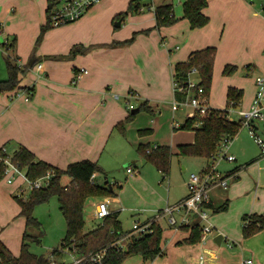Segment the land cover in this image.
Listing matches in <instances>:
<instances>
[{
    "label": "crops",
    "instance_id": "0c3cea01",
    "mask_svg": "<svg viewBox=\"0 0 264 264\" xmlns=\"http://www.w3.org/2000/svg\"><path fill=\"white\" fill-rule=\"evenodd\" d=\"M28 1L29 3H22L19 8L20 18L36 15L41 34L48 22L49 0ZM105 1L103 0L86 17L74 24L92 18L93 14L95 16L102 10ZM128 1L126 12L123 10L124 13L114 12L111 15V18L114 17L115 24L121 19L124 22L133 15L128 12L131 0ZM185 1L153 0L152 4L156 8L171 6L178 22L157 30L154 11L138 12L136 13V31L129 37H116L111 42H104L96 37L86 42L76 39L67 44L65 50L48 53L43 52L41 47L45 34L51 29L47 30L40 42L38 39L35 50L27 54L26 58L19 57V63L29 68L26 75L21 77V88L12 93H0V151L5 149L8 154L14 155L20 148H25L35 156L37 161L61 171H66L71 164L85 160L97 163L106 175L104 186L108 188L109 184L117 195L113 199L99 201L90 199L92 201L90 206L95 213L93 218L97 221L100 220L96 218V212L99 204L103 202H109V206H113L112 210H109L110 214H117L122 225V213L127 212L133 216H136V213H139L138 215L143 213L144 215L140 217L144 218L142 221L147 222L163 209L175 206L184 200L188 196L187 184L190 175L179 176L177 183L176 174L172 173L175 168L173 160L176 156L180 157L178 147L194 144L195 133H190L188 138L184 137L185 134H181L182 137H180L178 133L193 111L185 109L188 111L185 122L176 120V113L180 112L173 111L172 107L176 65L187 62L195 52L207 48L216 49L209 105L211 109L218 111L226 110L228 91L231 88L243 91L241 107L251 106L256 94L255 80L264 74V0H207L208 7L204 10V15L210 22L206 27L198 30H192L190 23L182 18ZM150 4L151 2L148 1L142 3L144 6ZM11 11L4 12V6L0 0V22L4 20L8 24ZM125 13H128L126 18L116 20L118 16ZM115 29L120 28L115 27ZM148 30L151 31L147 33ZM136 33L138 35L131 45L109 47L112 43L131 39ZM12 42H15V50L11 54L17 49V40ZM76 46L90 49L84 54L69 58L68 55ZM38 64L43 65L41 72H36ZM228 66L236 67L237 72L232 76H225L224 70ZM83 70L88 74L84 75ZM240 75H245L246 80L249 78L253 80V91L249 100L245 99V86L238 84ZM194 76L196 74L191 76L192 80ZM7 78L8 72L5 80ZM194 81L199 82V76ZM244 81L241 80V83ZM26 90H34L33 97L29 101L26 100ZM144 105L150 109L149 113L153 116L150 117V125L140 127L139 132L150 131L153 136L136 141V134H134L136 121L127 122V119L131 114H138L140 107ZM135 110L138 111L131 113ZM165 114L167 117L163 119ZM176 124L179 125L177 129ZM121 125L123 127H120ZM172 129L174 131L171 133V142H165L162 137L154 134L157 130L170 132ZM237 140L236 137L228 150V155L235 157V161L232 163L222 161L217 166V170L222 173L221 168L225 163H236V166L224 168L226 171L224 175L230 179L229 185L227 188L212 189L207 195L206 202L215 209L228 204L226 212L217 214L210 220L212 229L218 233V236H222V240L218 241L220 244L216 241L218 236L214 242L221 247L224 241H231V246L229 245L231 250L238 249L242 253V259L237 255L236 264H244L246 261L253 262L252 259L245 260L246 251L255 257L259 254L257 248L256 252L252 249L251 243L255 247L259 244L264 251V233L245 240L242 225L243 216L264 214L262 191L264 180H262L263 173L260 166L263 161L256 159L249 163L241 150L235 147ZM173 144H177V151L174 146L172 147ZM152 146L171 148L173 154L171 176L166 178L156 169L159 174L156 179L144 167L139 171L134 154L137 151L139 155L140 148ZM139 158L142 160L141 157ZM198 160L203 159L198 158ZM205 161L197 163L199 167L201 166L200 173L213 165L212 159ZM126 162L125 167L131 168L132 172L126 171L127 182L124 186L117 185L119 191L116 192V185L110 184L107 174L111 165H123ZM244 167L245 171L242 170L245 169ZM256 168H259V173L255 171ZM187 171V168L183 166L182 172L187 173ZM160 177L162 181L170 178L167 188L161 187L165 188L164 194L158 192L151 184ZM98 178L99 173L96 174L95 182ZM2 180H0V242L13 257L18 258L21 255L23 238L27 231L26 219L21 216V207L16 200L21 181L8 185L4 179ZM138 191L140 204L136 206ZM208 210L214 214L213 210ZM140 217L137 221L142 219ZM160 225L164 229L163 238H168L169 245L165 248L161 245L162 256L151 264H171L169 261L177 264L180 262L181 264H199L202 257L204 264H215L216 260L219 262L218 252L211 250L213 244L210 239L206 238L205 241L197 244V247L189 246L182 243L189 239L190 232L172 228L166 221H162ZM235 228L238 234L233 233ZM32 230L37 229H30L29 233ZM129 232L131 231H124V233ZM35 233L32 232V235ZM13 239H16V243ZM12 241L14 247L11 245ZM126 244L129 243L126 242ZM190 247H192L191 251L190 249L187 251L189 255L177 253ZM198 248L203 252L199 256H193ZM205 254L210 257H205ZM67 256L75 257L67 251L57 257L61 259V264L72 263L66 260ZM189 257L192 258L189 259ZM50 261L56 263L55 257H51ZM145 263L143 260V264Z\"/></svg>",
    "mask_w": 264,
    "mask_h": 264
},
{
    "label": "trees",
    "instance_id": "16d2710c",
    "mask_svg": "<svg viewBox=\"0 0 264 264\" xmlns=\"http://www.w3.org/2000/svg\"><path fill=\"white\" fill-rule=\"evenodd\" d=\"M54 0L48 1L47 25L42 29L41 37L51 27L49 26L50 10ZM140 4V3H139ZM139 4L131 1L129 13L136 14L139 10ZM208 7L207 0H186L183 4V20L190 23L192 30H198L206 27L210 20L204 15V10ZM128 13L122 14L116 20L126 18ZM156 27L159 30L163 27H170L178 22L171 6H161L156 8L155 12ZM151 30L146 31L147 33ZM138 34H134L131 39L124 42H115L109 47H124L131 45ZM108 47V46H107ZM90 49V48H89ZM89 49L82 46H76L68 55L74 58L78 54H84ZM15 50V42L8 44L5 62L8 72V78L0 81V93H12L20 89L21 77L26 75L29 68H20L19 58L14 57L11 52ZM216 57L215 48H207L205 50L193 53L187 62L179 63L175 67L174 81L181 85H186L192 71L195 69L199 76V87L204 90L205 95L209 98L213 74L214 63ZM237 72V68L228 66L224 70L225 76H232ZM29 100L32 99L34 90H26ZM184 96H180L183 99ZM243 99V91L231 88L228 91V106L224 111L211 110L206 113L193 112L187 121L181 126L180 130L195 133V142L192 145H184L178 147V155L180 157L199 158L207 161L216 155L223 140L233 141L243 129L242 122H235L229 118V108L240 107ZM150 112V109L144 105L140 107V111ZM136 114H131L127 122L133 120ZM120 127H123L122 125ZM149 131L141 134H149ZM147 151H150L147 153ZM1 153V152H0ZM140 157L147 163L156 168L164 177H168L171 173V160L173 157L170 147L140 148ZM13 162L19 165L21 170L26 171L27 178L36 181L53 171L54 177L48 188L34 191L28 195L26 199L16 197L20 207L21 216L26 219L27 231L24 234L21 255L18 258L12 254L0 242V256L8 264H57L46 259L45 257H37L29 252V244L37 241V237L30 235V229H41V225L34 218V210L38 205L48 203L53 198H57L60 210L66 222V236L63 241L62 250L55 251V255H59L65 251H69L77 258H84L91 254L99 253L103 250L106 255L102 264H124L126 260L135 256H141L145 262H153L162 256V241L164 229L160 224H155L151 228V233L134 237L129 242L126 249L114 246L122 237L129 233H124L122 225L118 220L117 214H110L89 232H85V207L90 199H107L116 198L115 192L106 186H99L96 182L91 183V177L94 174H104L97 163L85 160L71 164L66 171L56 169L46 163L37 161L35 156L25 148H20L13 155ZM239 171V170H238ZM69 178L68 185L63 184V180ZM3 179V166L0 165V180ZM206 209L214 211V214L226 212L228 204L215 209L207 202L204 204ZM243 238L250 239L260 233H264V214L245 215L242 218ZM182 231L190 232V237L182 244L197 245L203 241L201 228L198 224L194 227H183ZM41 234V233H40ZM39 242V241H37ZM80 264H95L89 260Z\"/></svg>",
    "mask_w": 264,
    "mask_h": 264
},
{
    "label": "rangeland",
    "instance_id": "374dc122",
    "mask_svg": "<svg viewBox=\"0 0 264 264\" xmlns=\"http://www.w3.org/2000/svg\"><path fill=\"white\" fill-rule=\"evenodd\" d=\"M1 1L4 6V12L12 10L11 13L9 12L10 17H11L10 22L8 24H6V21L4 20L0 22V26H1L0 81H3L7 77L6 62H5V56L7 55V51L4 45L7 43L11 44L12 41L16 39L17 49H16V52H14L12 55H14L16 58H19L20 56H22V58H26L27 54H30L33 50L37 48V41L41 37V34H40V25H39L40 23L36 15H29L28 17L20 18L21 10L19 12V8L21 7L22 3H29L28 0H1ZM128 2H129L128 0H106L105 3L102 5L104 6L102 10L99 11V13L95 14V16L93 14L92 18L85 19L79 24H72V25H69V26H66L60 29H54V30L51 29L49 32L45 34L43 44L41 45V47L43 48V52L49 53L53 51H63L67 47V44L72 42V40H76V39L86 42L87 40L93 39L96 37V39H101L104 42H111L116 37H120V38L129 37L132 34V32L136 31V14L129 16L122 23V27L120 29H115L114 27L115 23L113 22L114 17L111 18V15L114 12H118V14L123 12V10L124 12H126L128 9ZM197 77H198L197 75L194 76L193 77L194 80H197ZM240 79L244 81L247 78L245 77V75H240V77L238 78V84L240 86L242 84L245 86V89H246L245 99L249 100L252 94V91H253V85H252L253 80L249 78L248 80L241 83ZM242 110L243 111L250 110V105L247 108H243L241 107V105L240 107H237L234 109L229 108L230 119L235 122L240 121V117L238 114ZM187 114H188V111H185V110L176 113V120L182 123L185 122ZM151 116H153L151 113L142 110L138 114H136L135 117H133V120L136 121V131L134 132V134H136V141H138V139H146V138L153 136V133L150 131H149L150 132L149 134H141L142 132H146V130L139 132L140 127L150 125ZM165 117H167V114L163 116V119H165ZM257 124L260 130L259 135L262 139H264V132L262 131L263 125L262 123H257ZM166 128H168V126ZM173 131H174L173 129L170 132L157 130L154 134L156 136L162 137V139L165 140V142H171V133H173ZM178 133L180 137H182L181 134L183 135L185 134L184 137L188 138L189 134L192 132H186V131L181 130V131H178ZM237 139H238L237 140L238 142L235 147H237L238 150H241L242 155H244V157L247 158V160H249V163L256 159L263 161V163L260 166L262 168L261 173H263L262 180H264V158L261 156L262 151H261L260 146L251 137L249 129L247 127H243V129L237 136ZM232 142L230 143L231 147L233 145ZM173 146H174V149L177 151V144H173L172 147ZM151 148L153 149L154 146H152ZM9 155H11V153H9ZM134 156H136V165L139 168V171H141V168L144 167L147 171H149L157 179L159 174L156 168H154L150 164L145 163L143 159L141 160L139 158L140 156L138 155L137 151H136V154H134ZM199 161L203 163V161L205 160L204 159L198 160V158H190V157L189 158L188 157H178V156L174 157L173 165L175 166V168L173 169L174 172L172 173L176 174L177 183L179 182V179H180L179 176L181 175L184 177L186 176V174L187 175H191V174L199 175L200 168H201V166L199 167L197 165ZM226 163H230V162H226ZM226 163L225 164L223 163L224 165L221 168V170H223L224 172V173L222 172L223 175L226 172L224 171V168H230V166H236V163L235 164H226ZM125 164H127V162L124 163L123 165L122 164L121 165H116V164L111 165L110 164L111 165L110 171L107 174V177L109 178L110 184L116 185L115 186L116 192L119 191V188L117 187V185L121 184L122 186H124L127 182L125 173L129 169V167L126 168ZM183 166L187 168L188 170L187 173L182 172ZM242 170L245 171L246 168ZM255 171L259 173V168H256ZM23 172L26 173L25 170H23ZM250 175L252 176V174ZM168 179H166L165 181H162L160 177V179L158 178V180L152 181L151 184L154 186V188L158 192H161L164 194V191H165L164 189L167 188L169 184ZM69 181H70L69 178H65L63 180V184L68 185L67 183ZM105 182H106V175L99 174V178L97 179V182H96L97 185L104 186ZM162 186L165 188L162 189L161 188ZM23 187L24 189L28 190L27 184L24 185ZM262 191L264 193V188L262 189ZM138 194H139V191L136 192V206L140 204L138 202V199H139ZM96 200L99 201L100 199L98 198ZM91 203L92 201L89 200L85 207V213H84L85 222H86L85 232L91 231L93 227H95L99 223V221L93 218L95 213H94L93 208L90 206ZM109 208H110L109 210H112L113 206H109ZM222 213H219V214H222ZM138 214L136 213V216H133L127 212L122 213L121 221H122L123 230L125 232L132 231L135 221L136 223L137 222L144 223V221H142L144 218L140 217V216H143L144 214L143 213H140L142 215H138ZM209 214H210V220L211 218L214 219L217 216V214H213L211 211H209ZM33 215H34V218H36V220H38V222L40 223L41 229L39 230V232L37 230H32V232H36L35 235H32V232H30L31 233L30 235L37 237L38 238L37 241L39 242L37 241L30 242L29 252L32 255H35L37 257H45L46 259L55 257L56 263L61 264V259L58 258L57 255L54 254V252L58 250L59 251L62 250L63 241L66 236V222L60 210L58 199L53 198L48 203L38 205L35 208ZM139 217L142 219L137 221ZM200 223H203V222H200ZM233 233L238 234V230L235 228ZM217 236H218V233L215 230H213L212 233L207 236V238L210 239V241L213 244V249L211 250L218 252L217 256L219 257V262H217L216 260L215 264H236L237 255L242 259V253L238 249L231 250L229 246L231 244V241H227V242L224 241L221 247H218L214 242V239ZM167 239L168 238L166 237L163 238V241H162L163 248L169 245L167 242ZM13 240L16 243V239H13ZM251 244H252V249L255 250L256 252V248H257V250L259 251V254L256 255L255 257L250 252L246 251L245 260L252 259L254 264H264V251L261 249L259 244H257L256 247L253 243ZM11 245L13 247L15 246L13 241ZM189 249L191 251L192 247L187 248V250H184L183 252H177V253H186L187 255H189V253H187ZM173 252H175V250ZM202 252L203 251H200V248H198L197 253L193 256H199ZM205 257L209 258L210 255L208 256V254H205ZM191 258L192 257H189V259ZM165 259H167V257H165ZM170 259L172 260V255H170ZM66 260L68 262L73 261V259L70 256H67ZM151 263L152 262H146L145 264H151ZM169 263L177 264L176 262H171V261H169ZM181 263L182 262H180L179 264ZM124 264H143V260L141 256H135V257H132L126 260Z\"/></svg>",
    "mask_w": 264,
    "mask_h": 264
},
{
    "label": "built area",
    "instance_id": "2783aa9c",
    "mask_svg": "<svg viewBox=\"0 0 264 264\" xmlns=\"http://www.w3.org/2000/svg\"><path fill=\"white\" fill-rule=\"evenodd\" d=\"M103 0H54L53 6L50 10L49 26L51 29H58L64 26H68L79 22L83 19L91 10H93L98 4ZM134 4H139L138 12H145L147 10L156 12V7L152 4L153 0H131ZM151 2L148 6L142 5L144 2ZM1 33V26H0ZM9 43L5 44L4 47L7 51V46ZM179 49V48H177ZM19 67L23 66L18 63ZM43 70V65L38 64L36 67V72H41ZM84 75L88 74L87 71L83 70ZM197 75V71L194 69L190 75V78L186 85H181L174 81L173 92V111H182L185 109H191L193 112L206 113L211 109L209 105V98L205 95L204 90L199 87V82L191 79L192 75ZM79 77L77 78V80ZM256 94L253 102L248 111H240L239 117L242 122L243 127H247L250 131L251 137L261 148V156L264 158V139L259 135V127L257 123H262V131L264 132V74L260 75L255 80ZM180 96H184L180 99ZM26 100L29 101V96L26 91ZM230 118V112H229ZM175 128H179L176 124ZM232 141L225 139L222 141L216 155L212 158L213 165L206 171L200 173L199 175L192 174L189 177L187 184L188 196L172 207H167L162 211L158 212L153 218L147 222L134 224L132 231L122 237L117 241L114 246L120 247L122 249L127 248L126 242H130L132 238L139 237L151 233V228L155 224H160L162 221H166L168 225L175 229H182L183 227H194L198 224L201 228L203 241L206 240L207 236L213 231L212 225L210 223L209 210L204 207L206 203V198L208 193L217 187L227 188L229 185V178L224 176L217 170V166L222 161L234 162L235 157L228 155V150L230 143ZM154 147L153 149H156ZM0 165L3 166V179L8 185H14L17 181H21V186L16 194L19 199H26L28 195L34 191H39L49 187L52 178L54 177V172L50 171L43 178L36 181H31L27 178L26 173L20 169L19 165L13 162V155H9L5 149L0 151ZM150 151H147L149 153ZM131 173V168L128 169ZM96 174L91 177V183L94 184ZM28 185V190L24 189V185ZM27 195V196H26ZM26 196V197H25ZM110 215L109 202H103L99 204L96 218L98 220H103ZM203 222V223H200ZM231 246V245H230ZM107 250H103L96 254H91L84 258H77L76 256H71L73 258L70 264H80L83 261H91L95 264H102L103 259L106 255ZM69 252V251H67ZM72 254L71 252H69ZM74 255V254H72ZM0 264H8L0 256ZM200 264H204V259H200ZM244 264H253L252 261H246Z\"/></svg>",
    "mask_w": 264,
    "mask_h": 264
},
{
    "label": "water",
    "instance_id": "95a60500",
    "mask_svg": "<svg viewBox=\"0 0 264 264\" xmlns=\"http://www.w3.org/2000/svg\"><path fill=\"white\" fill-rule=\"evenodd\" d=\"M122 23H123V20L121 19V20H119L116 24H115V27H117V28H121L122 27ZM138 110H135V111H133L132 113H135V112H137ZM107 184H108V181H107ZM108 189H110L111 191H112V187L108 184ZM220 240H222V236H218L217 237V239H216V241L218 242H220ZM218 242V243H219ZM220 244V243H219Z\"/></svg>",
    "mask_w": 264,
    "mask_h": 264
}]
</instances>
